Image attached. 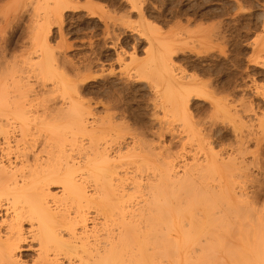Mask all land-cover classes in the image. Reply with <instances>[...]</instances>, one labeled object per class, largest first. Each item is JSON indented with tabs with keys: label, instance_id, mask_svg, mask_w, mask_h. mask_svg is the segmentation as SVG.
Masks as SVG:
<instances>
[{
	"label": "bare ground",
	"instance_id": "6f19581e",
	"mask_svg": "<svg viewBox=\"0 0 264 264\" xmlns=\"http://www.w3.org/2000/svg\"><path fill=\"white\" fill-rule=\"evenodd\" d=\"M234 2L235 6L233 7L236 9L234 11L240 13L244 5L241 0H234ZM255 2L260 12L253 16L254 27L258 28L262 34L258 33L250 42V46L254 63L264 67V0H255ZM12 3L16 4L17 1L16 3L12 1ZM37 5L39 6V4ZM52 5L54 8L50 10L46 9V5L43 4L46 12L44 9L41 13H45L44 15L36 10L39 19H36V13L31 15L35 18H33L32 34L30 33L33 40L31 42L34 44L32 53H35L37 59L30 63V67L40 75H49L55 68L53 65L55 55L48 47L45 26L49 25L47 22L51 18L61 17L63 9L68 7L64 0H55ZM51 7L49 6V8ZM0 14H2L1 11ZM40 15L43 16L40 17ZM44 23L47 25L44 26ZM214 24L207 31L205 30L204 39L208 41L211 39L226 40L225 31L222 30L220 22ZM150 27L152 28V26ZM43 29L45 33H43ZM183 30L186 32V29L183 28ZM157 47L160 50L158 49L156 56L155 54L150 56V64L148 63L147 67L148 71H153L152 73L157 77L160 86L162 85L161 104L164 114L170 113L171 116L174 115L172 117L175 119L176 116L182 118L180 124L182 130L179 131L184 133V136L182 137V134L178 138L180 140L191 139L196 132L194 127L196 126L198 130L197 126L204 124L201 121L202 118L201 120H192L187 112L192 98L195 96L203 98L204 96V99L205 97L211 98H209V104L214 112L211 113L216 115L219 113L220 118L223 117L224 121L226 117L229 120V125L230 121L232 122L234 141L228 148L226 147L227 149L222 147L218 151H213V147L210 146L212 142L206 141L212 136L213 129L205 128L203 133L199 129L198 131L202 135L198 137L196 146L193 145L189 149H185V146L181 145L183 148L176 155L175 153L171 155L166 151L165 154L161 153L163 155L157 154L158 151L155 150V153L152 148L144 146V143L140 144L135 141L133 147L129 148H133L137 152L126 155L129 157L134 155L138 158H136L138 164L134 165L136 168L133 166L135 171L133 168L131 169L133 170L131 171L132 176L129 170L126 171L129 163L124 162L126 169L122 168V166L125 168V165H121L123 162L119 163V161L121 162L119 159H125L124 153L127 154L132 149L128 151L126 148L128 152L121 153L123 155L121 156L118 152L122 147L118 146L116 151L114 149L115 154L108 151L106 144L101 145V139L96 138L94 130L90 131L87 128V115L90 114V110L82 103L78 105L79 100L77 103L73 96L67 94L66 88L68 87L65 83L58 79L53 84L54 86L52 85L53 87L50 86L51 90L48 89L50 93H59H57L58 103L56 99L49 98V96L40 95L41 97L38 98V92L34 93L33 91L31 94L33 87L28 77L21 76L23 75L21 72V75L16 74L18 70L14 67L15 63L10 66L6 62L7 60L2 62L0 59V131L2 132L0 134L3 135L4 143V146L1 145L2 143L0 144V150L11 148L9 145L11 141H8L7 136L9 130L5 127H14L12 125L15 123L19 132L18 137L12 140L15 147L12 146L15 149L12 153L13 156L11 154L13 159L5 155L8 151L2 152L7 157L6 161H2L0 155V211L3 212L0 222L4 223V230H0V264H264V207L258 208L254 203L258 202L257 195L260 191L256 196L254 192V195L252 194L253 196L250 197V195L246 196L242 190H236L246 181L247 174L242 171L247 168L248 163H254L253 166L257 165V170L262 177L253 180V182L257 185L258 190H264V162L252 154L254 151H249V154L252 152L250 156L252 158L248 163V159H245L248 153L247 143L252 139L250 140L249 136L251 133H247L248 130L244 129L246 124L244 117L247 116L246 112L253 109L250 105L236 104V100H228L226 95L222 99L213 97V94L216 95L227 90L228 83L227 85H221V83L220 86H213L210 81L198 80L197 75L176 72L172 54L177 52L172 49V41L167 34L159 38ZM153 52L152 50L151 54ZM202 53L204 55L207 52L204 49ZM27 59L32 60L30 57ZM29 61L25 60V62ZM145 69L147 71V68ZM51 75L53 78V74ZM41 78L43 79V76ZM41 78L40 80L45 82L46 79L42 80ZM75 83L72 85L73 87ZM43 85L41 87H45ZM210 86H213V89L210 88L211 90L208 91L207 87ZM161 95L159 96L161 97ZM53 97L56 98V95ZM37 104L40 108L39 113L37 112L38 107L36 108ZM104 108L108 110L110 106ZM207 113L209 114V112ZM33 114L36 116L31 120L30 117ZM255 119L258 121L256 124L259 127L258 134L255 133L260 135L259 137H264V115L260 119L259 117ZM98 122L96 121V124ZM209 122L214 125L216 121ZM210 124L207 125L210 126ZM89 126L91 125L89 124ZM181 127L179 126V128ZM65 128H68L67 130L70 128L69 131L72 128L71 132L75 135L76 133H80L81 136L89 135L87 144H82L80 141L75 143V138L67 139L70 143L73 141L72 145L75 144L76 157L72 156L71 151L74 150L72 146L67 147L69 149L65 147L69 144L66 145V139H63ZM12 129L15 130V127ZM35 132H38L39 135ZM74 134H71L70 137ZM212 134L215 135L214 132ZM259 137L254 135L255 144L253 145L256 147L259 146L257 139ZM105 138L102 139L105 140ZM202 140L206 141L208 146H204L205 142L203 145ZM190 145L192 144L190 143ZM223 151L226 152V155L222 157ZM183 157L185 159H182L180 164L178 162L177 166L176 158H180L181 161ZM186 157L190 159L187 160ZM132 158L134 160V157ZM116 160H119L118 163L121 166ZM243 178H245L244 182ZM54 184L60 185V195L57 193L55 196V193H51L50 187ZM137 192H139V196L142 193L138 201L134 200L135 197H139L136 196ZM90 207L95 210L93 214L89 213ZM97 215L102 216L101 221H97ZM23 223L28 224L27 230H24ZM28 251H35V253L33 252L35 255L26 259L25 253Z\"/></svg>",
	"mask_w": 264,
	"mask_h": 264
},
{
	"label": "rangeland",
	"instance_id": "374dc122",
	"mask_svg": "<svg viewBox=\"0 0 264 264\" xmlns=\"http://www.w3.org/2000/svg\"><path fill=\"white\" fill-rule=\"evenodd\" d=\"M12 1L14 3H16L17 1V3L13 4ZM53 2L55 3V0L53 1L52 0H38V1L30 0V2L29 0H20L19 2L18 0H0V11L2 13L0 14V26L2 25L0 27V33H1L0 34V59L2 60V62L7 60L6 62L10 66H12L15 63L14 65L16 66L14 67H16V69L18 70L16 74L17 75L18 73L19 75L23 74L21 76H25V78L28 77V80L31 83V86L34 89V90L32 89L31 94L33 93V91L34 93L38 92L39 94L37 95L38 98L41 97L40 95H43V97L49 96V98L56 99L58 103V99H57L58 92L50 93L48 92L49 91L48 89L51 90V87L54 86L53 84L55 83V81H58V79L59 81H62V83H65L66 87L69 88V89L66 88L68 90L67 94H70L71 96H73L74 100H77L76 101L77 103L79 100L80 103H78V105L82 103L83 106L87 107L90 110V114L87 115L88 116L87 117L88 123H86L87 128L90 131L94 130L93 131L95 133L94 135H97L96 138L101 139V141L100 139H98L101 142L100 144L101 145L106 144L105 146L108 148V151L110 153L112 152L115 153L114 149L116 151L118 146H120L123 148V149L121 148L120 152H118L120 155L121 153L123 154L124 152H128L129 149H132V151H130L129 153L127 154L124 153L125 156L131 155L134 152H137L133 148H129L130 146L133 147V143L136 141L137 143H140V144L144 143L143 145L144 146L146 145V147L148 146L152 148L155 153L156 151H158L157 154L159 153L165 154L166 152H170L171 155H173L174 153L176 155L178 152H181V149L184 146H185L184 147L185 149H189V147L193 145L195 147L198 142V137L202 135L201 133L204 132L203 129L205 128H207V130L208 128L213 129L212 133L214 132L215 134L213 136V134L211 133L212 136L206 139V141L209 140L212 142L210 146L213 147L214 149L213 151H218L222 147L228 148L229 145L233 143L234 141V133H233L234 131L232 128V122L230 121V125H229V122H228L229 120L226 119V117L224 121V119H222L223 117L220 118L219 113L217 115L213 114L214 112L211 109L210 104H209L210 99H211L210 97H209L210 99L208 97H205L204 99V96L203 98L202 96L200 97L195 96L194 98H192V100L189 103L190 108L188 109L187 112L190 114V118L192 120H201L202 118L201 120L202 123L205 124L207 122L206 125L201 124L200 126L199 125L197 126L201 130V133H199L198 131L199 129L197 130L196 126L194 127L196 132L194 134V137H192L194 138L193 140H191L192 138L189 140L185 138H183L182 140L179 139L182 134H183L182 137L184 136V133H180V131L182 130V127L180 125L182 123V118H180V116L179 117L176 116V119H175L174 117H172L174 115L171 116L169 112H168L169 114L167 115L164 114L163 112L164 108L161 104L162 85L160 86V82H157L158 79L152 73L153 71L152 72L150 70H149L150 72L148 71L149 68L147 66H149L150 64L149 62L150 56L152 57L154 56V54L156 56L158 54V49L160 50V48L157 47V41L163 35L167 34L169 36V39H171L172 41V46H173L172 49L174 51L176 50L177 52V53L172 54V58H173L172 60L177 70L176 72L179 71L178 72L179 74L197 75L198 80L201 79V81H205V80L210 81L213 86H220L221 83H222L221 85H227L228 83L227 85L228 89L224 90L225 92L222 91L221 93H218L216 95L213 94V97L222 99V97L227 96L228 100H234V101L236 100L237 101L235 102L236 104L244 103L252 107L253 110L246 112L247 116L244 117V121H246V124H247V125L245 124V126L248 127L251 123V125L248 128L244 126V129L248 130L247 133L248 132L251 133L249 134V136H250V140L252 139L250 142L247 143L248 153L246 154L245 159L246 160L248 159L247 160V163H248L252 158L250 157L251 153L254 151V153L252 154H255L256 157L259 158V160H261V162H264V137H259L260 135L259 136L257 135L259 131L258 130L259 127H257L256 123L258 121L257 119H255L256 117L257 118L259 117L260 119V117L264 115V67H260L254 63L253 61L254 56H253L251 46H250V42L255 38V36L258 35V33L259 35L262 34L258 28L254 27L253 16L258 15V12H260V10L257 9L258 5L255 2V0H243V1L241 0V3L244 5V6L242 5L243 6L242 11L243 10L245 11L243 12L240 11V13L235 12L236 9L235 7H233L235 6L234 0H133V1L132 0H64V2L67 4L68 7L66 9H63L62 16L59 18L57 17L58 19L51 18L47 22V24H49L50 26L44 23V26L47 25L45 26L46 33L44 32V29H43V33H45V35L47 36V41L49 45L48 47H50V50L52 49L51 53L53 52V55H55V58L57 57L56 59L54 58L53 65L55 66V68L53 66L54 70H52L53 73H49L50 76L48 74L40 75V73L39 74L35 73L36 70L35 71L31 70L32 67H30L31 66L30 63H33L37 59V56L35 55V53H32V50L34 49L33 47L34 44H32L33 40L30 35L32 34L31 29L34 23L33 22L34 16H31V15H34V13H36L37 14V16L35 14V16L37 17L36 19H39L38 13L40 12V14H43V15L45 14V13H41L45 9L44 7L45 5H46V9L48 8L52 10L54 8V5H52L54 4ZM37 4H39V6ZM34 6L36 7L35 10H34L35 8ZM49 6L50 7L52 6V7L49 8ZM46 9L44 10L45 12H46ZM36 10L37 11L39 10L38 13L36 12ZM43 15H40V17H42ZM217 21L220 22V25L222 26V30L225 31L224 32V34L226 35L225 38L227 39L224 41L215 40V39H211L210 41L205 40L204 34L206 33L207 29L215 25L214 24L215 22L216 24H218ZM201 24L202 26H200ZM150 26H152V28ZM48 27H49V30H48ZM183 28L186 29V32L183 30ZM182 39H183V42H182ZM148 41L149 42L151 41L154 44H152L151 42L149 43ZM221 45H222V48H221ZM204 49L206 50L207 53L203 55L202 51ZM152 50L154 51L153 54H151ZM28 57L32 58V60H30L31 62L29 61V59H27ZM129 58L132 60H130ZM25 60L29 62H25ZM193 63L196 66H194ZM17 65L19 66V69ZM58 65L60 66L62 65L61 66L62 70L60 69V66ZM88 65L90 66L88 67ZM20 66L22 67V69ZM58 67L59 69L57 70ZM144 67L147 68V71ZM141 68L143 69V72ZM3 71H6V70L3 69ZM55 71L59 73L57 74ZM82 73H84V75H82ZM141 73L142 74L144 73V74L140 75ZM51 74H53V78L51 77L52 76ZM44 75L46 76L44 77ZM58 75L59 76L62 75V76L59 77ZM42 76H43V79L41 78ZM40 78L42 80L46 79L45 82L41 81ZM40 82L41 84L45 83L44 85L42 84L45 87H41L42 85L39 84ZM74 83H75V86L73 87L72 85ZM213 86L212 87L210 86L209 88L207 87V90L209 89L208 91H210L211 90L210 88L213 89ZM73 89L74 91H72ZM45 90L49 94L47 92H44ZM52 94L54 96L56 95V98L53 97ZM159 95H161V97ZM104 105L107 107L110 106V109L106 110L104 108L105 107ZM38 106L39 105L37 104L36 108ZM39 111H40V108L38 107L37 112L39 113ZM207 112H209V114ZM34 114L30 117L31 120L33 117L36 116ZM210 114L211 116H208ZM193 116H196V117H193ZM96 121L97 122L101 121V122L100 123L98 122L96 124ZM209 121H212L213 123L215 121L216 122L214 123V125H211ZM29 122L32 123V121H29ZM107 123L109 124L107 125ZM89 124L91 126H89ZM207 124H210V126ZM15 125H16L15 123L12 125L15 127V130L12 129L14 127H11V126L5 127L6 129L9 130L7 132V136H8V141H11L9 143L11 148L7 150L5 148L2 151L0 150L2 161H6L7 157H5L3 153L7 151L9 152V153L7 152V154L9 155L7 154L5 155L13 159L12 153L14 152L15 147H14V143H12V140L14 138H17L19 134L17 130V126ZM178 125L181 128H179ZM69 130H67L66 132L63 131L64 133L63 139H66V142H67L66 145L68 143L71 144V145L68 144L65 147L66 149H69L67 147L72 146V148H74V150L71 151L72 156L74 155L76 157L77 148L75 149L76 147L74 146L75 144L72 145L73 141L70 143L67 141V139L70 140V138H73V139L75 138L76 139V140L74 139L75 143L77 141H80L82 144H87V141H88L87 139L89 138V135L87 136L85 134L86 137L85 135L81 136L80 133H76L75 135L74 133L71 132L72 128H71V131ZM69 132L74 135L70 137L71 134ZM36 133L37 135H39L38 132H35V134ZM254 135L255 137H259L257 139L259 141L260 147L259 146L256 147V145H253L255 144ZM2 136L3 135L0 134V144L2 143L1 145L4 146V143L2 141V138H3ZM35 137H38V136H35ZM103 137L104 138L106 137L105 140L102 139ZM140 140L141 141L143 140V142H141ZM189 141H193V142H189ZM206 141L202 140L203 145L205 142L204 146H208L206 145L207 144ZM190 143L192 145H190ZM161 145L163 146L160 147ZM181 145L183 146L182 148H181ZM126 148H128V151ZM249 151H252V152L249 154ZM71 152L69 151L70 154ZM222 153H223L222 157L226 155L225 154L226 152L223 151ZM126 157L125 159L120 157L121 159L119 160H121V162L119 160L118 161L120 164L123 162V164L121 165H125V168L124 166H122L123 169H126L125 163H129L130 165V163L132 162L131 164L132 166L130 165L131 168L128 165L127 166L128 168L126 169V171L129 170L131 174V171H133L136 168V166L134 165L138 164V161L136 160L137 157L134 155H132L131 157L129 156H126ZM132 157H134V160ZM182 159H185V157L181 158V161H180V158L179 159L176 158L177 162L176 161L175 162L177 163V166L180 163H182ZM186 159L189 160L190 158L186 157ZM119 163L118 165H120ZM253 165L254 163L247 164V168H245L244 171H242L243 173L247 174L246 181L244 182L245 178H243L244 183L242 184L240 183L241 184L240 187H237V185L234 187L235 188L237 187L236 190H242V192L245 193L246 196L250 195V197H252L254 194L256 196L257 193L260 191L259 195H257L258 202H254V203L257 204L256 206L258 208L259 207L261 208V206L264 207V205H262L264 204V201H262L264 200V190H258V187L253 182V180L260 179L262 175L258 172L257 167H256L257 165L256 166H253ZM133 166L135 168H133ZM132 168L133 170H131ZM123 169L119 168V170L121 171H124ZM177 169L180 170V168H177ZM133 174H135V172H133ZM140 174L142 176H145V174L143 175V173H140ZM59 189H60V185H57V184L51 185L50 187L51 193H55V196L57 193L60 195ZM140 195L142 196V193H140ZM136 196H139V192H137ZM141 196L137 198L135 197L134 200L137 199L138 201V199L141 198ZM91 209L92 207L89 208V213L93 214L95 210L94 209L91 210ZM1 212L2 211H0V219H2V216H3L2 215L3 212L2 213ZM100 215H97L98 216L97 221L102 220L101 219L102 216ZM115 218L116 217L114 216V219ZM3 225L4 223H1L0 228ZM22 226H24L23 227L24 230L28 229L27 223H23ZM2 228L0 230L3 231L4 226ZM33 252L35 253V251H30V252L28 251V253L26 252L25 253L26 259L31 258V255L34 256L35 254ZM226 262H228V260Z\"/></svg>",
	"mask_w": 264,
	"mask_h": 264
}]
</instances>
